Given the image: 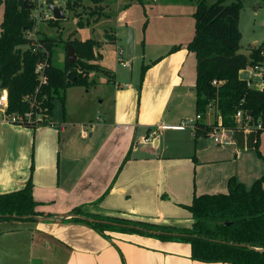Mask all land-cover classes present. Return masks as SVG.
I'll use <instances>...</instances> for the list:
<instances>
[{"label": "crops", "instance_id": "obj_1", "mask_svg": "<svg viewBox=\"0 0 264 264\" xmlns=\"http://www.w3.org/2000/svg\"><path fill=\"white\" fill-rule=\"evenodd\" d=\"M110 30L116 51L123 52L117 30ZM106 32L105 44L111 34ZM190 40L178 39L172 44L177 50L154 58L159 60L145 71L139 90L112 66L105 67L109 79L95 81L109 85L107 91L99 87L100 96L66 90L61 114L53 109L50 116V122L63 124L62 130L0 118V194L20 190L31 180L35 210L43 215L2 224L1 233H25L10 246L22 247L25 261L17 258L22 251L13 250L11 260L0 264H222L192 260L185 242L117 231L104 236L69 220L71 211L80 208L83 215L185 228L191 216L180 205H189L193 195L226 193L230 177L249 189L264 175V131L257 153L235 144L208 145L202 138L195 141L190 128L188 135L186 128L176 129L188 120L183 110H195L194 85L183 76ZM213 119L207 112L205 121Z\"/></svg>", "mask_w": 264, "mask_h": 264}, {"label": "trees", "instance_id": "obj_2", "mask_svg": "<svg viewBox=\"0 0 264 264\" xmlns=\"http://www.w3.org/2000/svg\"><path fill=\"white\" fill-rule=\"evenodd\" d=\"M92 1L98 3L103 0ZM1 4L0 83L7 92V114L23 116L27 112L34 115L41 112L49 118L55 100H59L64 108L68 88L87 89L96 84L90 73L101 72L108 79L111 77V72L98 63L101 58V54L95 52L98 41L73 38L60 42L36 31L40 47H33L31 40L25 38V32L35 25L31 17L32 5L28 0H0ZM75 4L73 2L72 5ZM194 4V33L186 49L195 58V113L201 114V120L195 123L193 138L195 141L207 138L212 132L216 122L207 123L205 116L207 106L214 102L221 125L232 131L236 145L258 153L259 137L264 130L243 132L234 124L232 117L238 109H243L252 115L255 123L264 118V90L248 87L246 80L239 77L241 70L262 60L264 42L252 46L248 55L239 52L241 0H216L210 5L205 0H194ZM98 19L99 16L95 21ZM61 21L50 19L48 24L59 27ZM78 25L82 27L83 23L79 21ZM104 35L107 36L106 33ZM107 38L108 42H115L114 37ZM59 43L63 51L67 50V45L73 48L75 62L65 59L60 63L58 57L54 60V49ZM178 48L172 46L169 52ZM158 60L141 66L138 90L145 71ZM39 61L45 64L43 73L46 78V83L40 86L35 72ZM213 81L218 84L213 85ZM25 97H32L34 103L31 105ZM35 104H39V109ZM22 126L35 128L36 125L24 122ZM263 181L264 175L245 189L230 177L226 193L193 195L189 205H180L191 216V224L185 228L176 229L122 217L83 215L80 208L71 211L74 216L69 220L83 222L104 236L107 231H117L163 241L185 242L190 247V258L203 263L264 264ZM36 206L31 180H28L22 189L0 194V222L33 221L34 217L43 216L35 210Z\"/></svg>", "mask_w": 264, "mask_h": 264}, {"label": "rangeland", "instance_id": "obj_3", "mask_svg": "<svg viewBox=\"0 0 264 264\" xmlns=\"http://www.w3.org/2000/svg\"><path fill=\"white\" fill-rule=\"evenodd\" d=\"M205 1L206 4L210 5L216 0ZM73 2H76V4L72 5ZM29 3L31 2L29 1ZM39 3L40 5L37 9L39 15L37 17L35 11L32 10L33 7L31 9L32 17L35 21L33 29L30 30L31 34L34 35L36 31H40L47 37L59 39L60 42L73 38L80 41L86 39L101 40L100 43L98 42V47L95 48V52L102 55V58L98 62L104 68L112 66L114 69L115 67L118 70L120 69L119 71H122V75L124 74L127 80H131L138 85L142 65H148L154 58L168 52L173 46L172 44L178 39L182 43L187 42L192 38L194 33V20L192 17V12L195 9L194 0H103L98 3H94L92 0H53L55 6L61 7L64 10L65 18L60 22L59 27L50 26L48 24L49 19H41V15L47 9L42 1ZM97 16H99V19L95 21ZM120 16L123 17V21L118 22L117 18ZM2 18L3 5L1 4L0 23ZM79 21L83 23L82 27L78 25ZM110 28L116 29L119 34L117 45L124 52L121 55H118V51H116L117 47L114 44L102 42L104 30H108L106 32L108 35L111 33L109 38L114 37ZM238 28L241 33L239 52L248 55L254 43L260 45L264 42V0H241ZM128 29L133 31V57L130 60L126 57V34ZM142 33H144V36ZM142 37H145V45L141 43ZM63 52L65 51H63L61 43H59L54 49V60L58 57L59 53ZM116 58L119 60L118 63L116 62ZM121 63H125L127 67L122 68ZM184 66V82L193 87L195 80V58L192 53L189 52L188 60ZM250 75L251 72L248 68L242 70L239 74L241 78H247ZM90 78L99 82L105 80L106 76L101 72H92L90 73ZM101 86L107 87L106 91L109 89L108 84H95L87 89L71 87L67 89V92L86 90L88 91L87 96L89 98L93 96L97 97V95L100 96L102 93L101 90H98ZM192 94L195 97V92ZM53 105V109L61 114L60 101L55 100ZM194 115L195 110L191 107L186 111L183 110V116H186V119L193 118ZM212 116H215V111H212ZM0 118H2L1 114ZM185 131L186 135L190 133L189 128H186ZM200 141L215 146L210 137L202 138ZM11 222H0V230L4 227L2 226L3 223ZM23 237H25L24 232H20L19 235L13 233L11 236L0 231V252L3 251L0 253L1 263L11 260L13 256L11 251L13 250L22 251L17 258L25 261V250L22 247H10L11 244L13 246V243L16 242L15 239L21 240ZM7 252L8 256L4 255Z\"/></svg>", "mask_w": 264, "mask_h": 264}, {"label": "built area", "instance_id": "obj_4", "mask_svg": "<svg viewBox=\"0 0 264 264\" xmlns=\"http://www.w3.org/2000/svg\"><path fill=\"white\" fill-rule=\"evenodd\" d=\"M33 7L32 10L35 11L36 17L39 15L38 7L40 5V1H42L43 5H46L45 0H29ZM32 17V14H31ZM33 18V17H32ZM34 19V18H33ZM41 19H53L51 13L47 10L44 14L41 15ZM25 38L31 40V45L33 47H40L39 42L35 36V34H31L30 31L25 32ZM122 51L118 52V55H121ZM261 56L262 60L254 65L247 66L248 70L251 72V75L243 80H246L247 86L250 88L258 89V90H264V46L261 50ZM119 61V60H118ZM122 67L126 66L125 63H121ZM44 66L45 64L42 62H38L35 67V72L38 75V82L39 86L41 84L46 83V78L44 76ZM245 68V69H246ZM244 70V69H243ZM242 71V70H241ZM240 71V72H241ZM241 79V78H240ZM218 84L216 81H213V85ZM37 91V89H36ZM25 100L29 101L31 105L34 103V99L32 97H25ZM36 107L39 109V104H35ZM7 108V92L2 87L0 88V114L2 116V119L8 123H13L17 125H22V123H32L35 125L39 124H45L49 127H56L59 130L63 129V124H54L50 122V117L48 118L45 114L39 112L35 115L31 112L25 113L23 116L16 115V114H7L6 113ZM41 111V110H40ZM215 111V116L212 121L216 122V125L214 126L212 132L209 134L208 137L212 139V142L216 146L220 147H226L229 145H236L234 139L232 138V131L224 126L221 125V119L218 115V112L215 109V103H211L207 106V112ZM233 122L237 126L238 129H240L243 132H248L250 130H264V118L262 121H259L255 123L252 119V115L248 113L247 111L243 109H238L233 117ZM201 120V114L195 113L194 117L192 119L183 120L181 121L177 126L176 129L183 130L184 128H190L193 132L195 123ZM211 121V122H212ZM83 136H87L85 132H82Z\"/></svg>", "mask_w": 264, "mask_h": 264}, {"label": "water", "instance_id": "obj_5", "mask_svg": "<svg viewBox=\"0 0 264 264\" xmlns=\"http://www.w3.org/2000/svg\"><path fill=\"white\" fill-rule=\"evenodd\" d=\"M24 2H26V0H24ZM45 2H46V9L51 13L52 18L54 20H63L65 18L63 9L61 7L55 6L53 4V0H45ZM126 38H127L126 39V57L128 60H130L132 59V56H133V31L131 29L127 30ZM66 48L67 50L65 52L58 54L59 62H63L65 59L69 61L70 63L75 62L76 55L74 54L73 48L69 45H67ZM1 87H2V84L0 83V88ZM34 218H37V217H34ZM51 219H58V218L52 217ZM82 219L86 221H90V222L93 221L86 217H82ZM140 230L151 232L149 230H144V229H140Z\"/></svg>", "mask_w": 264, "mask_h": 264}]
</instances>
